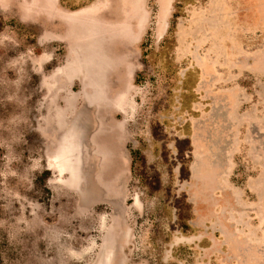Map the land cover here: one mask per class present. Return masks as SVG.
<instances>
[{"label": "rangeland", "instance_id": "rangeland-1", "mask_svg": "<svg viewBox=\"0 0 264 264\" xmlns=\"http://www.w3.org/2000/svg\"><path fill=\"white\" fill-rule=\"evenodd\" d=\"M62 2L0 0V264H264V0Z\"/></svg>", "mask_w": 264, "mask_h": 264}, {"label": "trees", "instance_id": "trees-1", "mask_svg": "<svg viewBox=\"0 0 264 264\" xmlns=\"http://www.w3.org/2000/svg\"><path fill=\"white\" fill-rule=\"evenodd\" d=\"M60 1V0H59ZM61 2H62V0H61ZM63 3V2H62ZM49 175H50V172L49 171H45V172H43V174L40 176V181H41V183H43V181L44 180H46L48 177H49Z\"/></svg>", "mask_w": 264, "mask_h": 264}]
</instances>
